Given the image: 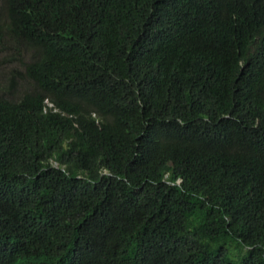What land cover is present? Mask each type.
Instances as JSON below:
<instances>
[{"label": "trees", "instance_id": "obj_1", "mask_svg": "<svg viewBox=\"0 0 264 264\" xmlns=\"http://www.w3.org/2000/svg\"><path fill=\"white\" fill-rule=\"evenodd\" d=\"M10 41L0 264H264V0H0Z\"/></svg>", "mask_w": 264, "mask_h": 264}, {"label": "rangeland", "instance_id": "obj_2", "mask_svg": "<svg viewBox=\"0 0 264 264\" xmlns=\"http://www.w3.org/2000/svg\"><path fill=\"white\" fill-rule=\"evenodd\" d=\"M10 44L14 48V50L9 51L6 56L4 52H0V85L4 89L7 87L8 78L11 79V76L15 73V70L19 73H22V63H19L16 60L17 58H19L17 53L19 52L21 55H23V61H26V57L24 56L27 55V53L19 43L18 45H16L15 43H12V41H10ZM11 57L15 58V60H12ZM13 80L19 86H22V84L28 86L25 82H23V80H20L18 77H14Z\"/></svg>", "mask_w": 264, "mask_h": 264}]
</instances>
